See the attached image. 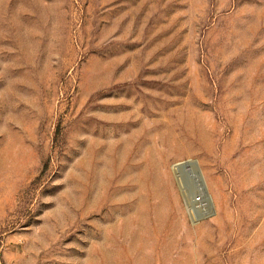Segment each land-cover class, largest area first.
<instances>
[{
	"label": "rangeland",
	"instance_id": "rangeland-1",
	"mask_svg": "<svg viewBox=\"0 0 264 264\" xmlns=\"http://www.w3.org/2000/svg\"><path fill=\"white\" fill-rule=\"evenodd\" d=\"M0 264H264V0H0Z\"/></svg>",
	"mask_w": 264,
	"mask_h": 264
},
{
	"label": "bare ground",
	"instance_id": "bare-ground-1",
	"mask_svg": "<svg viewBox=\"0 0 264 264\" xmlns=\"http://www.w3.org/2000/svg\"><path fill=\"white\" fill-rule=\"evenodd\" d=\"M105 262V261H104Z\"/></svg>",
	"mask_w": 264,
	"mask_h": 264
}]
</instances>
